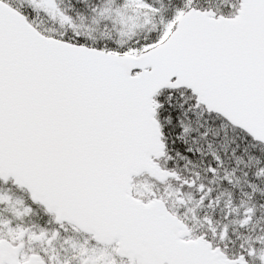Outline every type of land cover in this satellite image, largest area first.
Wrapping results in <instances>:
<instances>
[{"label": "snow or ice", "instance_id": "6c2138e0", "mask_svg": "<svg viewBox=\"0 0 264 264\" xmlns=\"http://www.w3.org/2000/svg\"><path fill=\"white\" fill-rule=\"evenodd\" d=\"M0 264H264V0H0Z\"/></svg>", "mask_w": 264, "mask_h": 264}]
</instances>
